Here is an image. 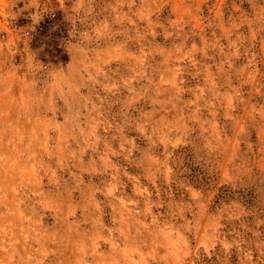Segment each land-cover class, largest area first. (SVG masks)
Instances as JSON below:
<instances>
[{
	"label": "rangeland",
	"instance_id": "rangeland-1",
	"mask_svg": "<svg viewBox=\"0 0 264 264\" xmlns=\"http://www.w3.org/2000/svg\"><path fill=\"white\" fill-rule=\"evenodd\" d=\"M0 264H264V0H0Z\"/></svg>",
	"mask_w": 264,
	"mask_h": 264
}]
</instances>
